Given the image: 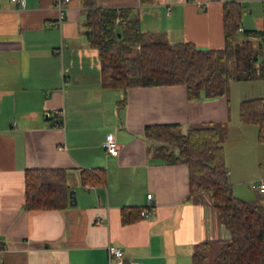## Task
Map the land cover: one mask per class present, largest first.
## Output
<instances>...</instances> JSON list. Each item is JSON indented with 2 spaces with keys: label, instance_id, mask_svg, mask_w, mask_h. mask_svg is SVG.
<instances>
[{
  "label": "crops",
  "instance_id": "crops-1",
  "mask_svg": "<svg viewBox=\"0 0 264 264\" xmlns=\"http://www.w3.org/2000/svg\"><path fill=\"white\" fill-rule=\"evenodd\" d=\"M226 1L244 5L241 31H264V0H97V5L132 8L143 31L164 33L170 43L220 49L226 46ZM86 9L71 0L60 21L57 0H0V264H110L112 244L138 264H192L199 243L219 252L231 235L211 193L191 195L187 166L156 156L145 128L221 126L234 192L251 180L255 164L264 166L258 127L239 116L242 100L264 95V79L254 96L238 99L231 86L228 96L198 100L188 99L184 85L106 88L99 51L85 35ZM123 98L126 104L119 105ZM111 134L118 155L103 146ZM51 167L67 170L68 205L26 210L25 170ZM96 168L105 169V182L85 184L81 170ZM254 179L248 191L255 193L254 203L264 205L258 188L264 175ZM123 207H139L147 215L123 224Z\"/></svg>",
  "mask_w": 264,
  "mask_h": 264
},
{
  "label": "trees",
  "instance_id": "trees-1",
  "mask_svg": "<svg viewBox=\"0 0 264 264\" xmlns=\"http://www.w3.org/2000/svg\"><path fill=\"white\" fill-rule=\"evenodd\" d=\"M86 7L85 35L99 51L102 84L106 88L127 90L134 87L184 85L189 100L217 98L230 93L227 63L234 53L252 39L257 51L247 59L245 71L237 81L264 79V31L240 30L244 5L239 1L223 3V29L226 46L201 49L193 42L170 43L161 32L143 31L132 8H108L97 0H80ZM154 0H141L150 4ZM236 45V49H232ZM240 46V47H239ZM240 49V50H239ZM262 55L259 62L258 54ZM126 104V98L119 105ZM240 121L258 127V140L264 146V95L242 100ZM152 138L154 154L173 164L188 168L189 193L209 191L220 221L231 239L223 244L216 264H264V205L237 197L228 179L223 129L203 122L184 132L180 124H151L145 128ZM103 168L82 169L86 183L103 184ZM69 185L65 168H27L25 170L26 210L60 209L68 205ZM65 203H63V201ZM144 209L123 207V224L140 220ZM1 246V245H0ZM209 243H199L192 254V264H207Z\"/></svg>",
  "mask_w": 264,
  "mask_h": 264
},
{
  "label": "rangeland",
  "instance_id": "rangeland-1",
  "mask_svg": "<svg viewBox=\"0 0 264 264\" xmlns=\"http://www.w3.org/2000/svg\"><path fill=\"white\" fill-rule=\"evenodd\" d=\"M238 47V46H237ZM236 45H233L232 49L237 48ZM240 47V46H239ZM258 47V41L256 39L250 40L249 43H247L244 48H240L239 53H234L236 50L233 51V55L229 59L227 63V67L229 68L230 72V86L232 87L233 93L235 92V97L243 98V96H254L256 89L261 88V85L263 84L261 80L255 79V80H245V81H237L234 79V77L238 74H240L242 71H245V67L247 64V59L251 58L253 54H255V51H257ZM259 52V51H257ZM259 62H261L262 58L260 53L258 54ZM187 129L184 128V131ZM258 155L256 154L255 158H257ZM256 161V159H255ZM262 174L264 175V166L261 168H257L256 164L254 167V171L251 173L253 177H251V180L247 181L245 184L238 186L234 188L235 195L238 196L241 199H244L249 202H256V195L254 192H249L248 188H252L257 180L254 179L255 176ZM256 194H258L256 192ZM255 195V197H254ZM263 196L262 194H259ZM221 224H223L221 222ZM224 225V224H223ZM224 227V226H223ZM226 228V227H225ZM218 254V251L209 250L208 251V261L207 264H216L215 258Z\"/></svg>",
  "mask_w": 264,
  "mask_h": 264
},
{
  "label": "built area",
  "instance_id": "built-area-1",
  "mask_svg": "<svg viewBox=\"0 0 264 264\" xmlns=\"http://www.w3.org/2000/svg\"><path fill=\"white\" fill-rule=\"evenodd\" d=\"M15 3H22L23 0H11ZM71 0H57V8L59 10V20L61 21L64 18L66 6L69 4ZM241 30V28H240ZM55 114L62 116L63 112L55 111ZM104 148L109 154L118 155L119 154V145L115 139V137L111 134L108 135L105 142L103 143ZM259 191L264 193V179L261 180L259 186ZM151 194L148 195V198L151 199ZM143 216L147 215V211L143 210L141 212ZM108 253H109V261L110 264H138L137 262L128 259L125 257V253L123 248L116 246V245H109L108 246Z\"/></svg>",
  "mask_w": 264,
  "mask_h": 264
},
{
  "label": "water",
  "instance_id": "water-1",
  "mask_svg": "<svg viewBox=\"0 0 264 264\" xmlns=\"http://www.w3.org/2000/svg\"><path fill=\"white\" fill-rule=\"evenodd\" d=\"M70 198H71L70 204H71V205H74V204H75V201H76V198H75V196L73 195V192H71V196H70Z\"/></svg>",
  "mask_w": 264,
  "mask_h": 264
}]
</instances>
